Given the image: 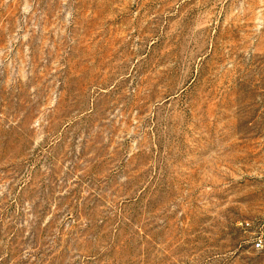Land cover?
Instances as JSON below:
<instances>
[{"label": "rangeland", "instance_id": "obj_1", "mask_svg": "<svg viewBox=\"0 0 264 264\" xmlns=\"http://www.w3.org/2000/svg\"><path fill=\"white\" fill-rule=\"evenodd\" d=\"M264 0H0V264H264Z\"/></svg>", "mask_w": 264, "mask_h": 264}, {"label": "built area", "instance_id": "obj_2", "mask_svg": "<svg viewBox=\"0 0 264 264\" xmlns=\"http://www.w3.org/2000/svg\"><path fill=\"white\" fill-rule=\"evenodd\" d=\"M239 225L250 233L248 242L251 244L252 248L255 251L264 253V220L257 226L252 221H245Z\"/></svg>", "mask_w": 264, "mask_h": 264}]
</instances>
